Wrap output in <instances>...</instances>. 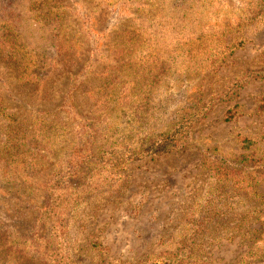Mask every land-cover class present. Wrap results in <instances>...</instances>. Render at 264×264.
<instances>
[{"label": "rangeland", "instance_id": "obj_1", "mask_svg": "<svg viewBox=\"0 0 264 264\" xmlns=\"http://www.w3.org/2000/svg\"><path fill=\"white\" fill-rule=\"evenodd\" d=\"M11 2L18 12L3 10L0 0V26L8 15L23 27L33 50L56 51L48 92L56 99L42 95L43 85L40 91L23 88L2 62L0 91L10 113L26 117L24 126L47 119L61 127V135L56 144L41 137L31 149L41 150L51 165L37 169V193L20 192L26 211L15 209L13 200L25 176L13 177L15 185L0 183L1 238H29L42 187L54 176V157L59 162L75 145L88 147L80 144L88 134L96 158L89 165H105L117 182L87 198L80 192L79 202L70 205L68 243L76 264H143L189 235L191 221L224 191L237 203L235 214L255 220L245 212L255 202L243 190L255 182L264 187V81L251 77L264 69V22L249 20L264 14V0ZM57 25L58 38L51 32ZM231 44L241 46L224 56ZM213 48L219 61L207 57ZM8 122L0 113V145ZM181 126L179 150L153 149ZM216 160L240 163L230 183L235 189L218 182L211 168ZM247 245L236 235L209 242L206 252L211 264H264V246L257 250L261 257H252ZM0 264L16 262L0 255Z\"/></svg>", "mask_w": 264, "mask_h": 264}, {"label": "trees", "instance_id": "obj_2", "mask_svg": "<svg viewBox=\"0 0 264 264\" xmlns=\"http://www.w3.org/2000/svg\"><path fill=\"white\" fill-rule=\"evenodd\" d=\"M11 1L2 0L3 10H7L8 13L13 10L18 12L15 3ZM55 19L58 21L57 17ZM258 19V23H263L264 14H254L249 21L254 22ZM37 21L39 24L41 23L39 20ZM59 26L51 27V32L56 38L61 33ZM240 46V44H231L221 50L224 51V56L233 55ZM52 48L53 46L41 51L33 50L24 36L23 27L10 22L8 15L4 24L0 26V62L5 65V69H8L26 90L40 91L43 85L42 95L56 99L55 96L48 93L51 90L49 85L53 84L50 75L58 65L56 56H54L56 51L52 53ZM218 52L219 50L211 49L207 53L208 59L219 61ZM47 62L51 66H48ZM251 73L253 79L264 81V69ZM228 96L229 94H225L224 99ZM7 107V100L0 91V113L9 120L7 140L3 145H0V183L7 182L10 185L13 177H16L17 180L18 174L22 173L25 176L20 181L22 188L16 187L15 190L19 197H14L13 200L19 204L15 209L26 211L27 209L23 208L26 197L20 192L25 190L26 193H37L36 190L32 189L36 171L37 169H47L49 163L51 165V161L46 162L41 157V150L35 149L31 153V149L34 145L40 144L41 137L43 138L42 142L50 139L53 144L58 143L57 139L60 138L61 127L56 125L54 121L51 122L47 119H40L33 126H24L26 117H22L20 113H10V109ZM81 118L85 119L84 117ZM52 124L53 126H51ZM89 124L85 125V128L90 129L89 126L91 125ZM181 129L182 126L168 136L162 137L160 142L157 141L153 144V149L155 151L164 150V152L179 150L182 147V138H178V134L182 132ZM87 136L89 137L87 140L82 139L80 141V144L86 143L88 145L85 149L78 150L77 145H75L73 151L64 158L62 155L60 156L62 161L58 162L57 158L54 157L56 169L50 182L45 184L44 188L42 187L44 198H41L43 201L35 208L36 222L33 233L26 239L14 235L12 240L6 241V238L0 237V255H6L8 258L14 257L16 264H76L70 243H68L69 228L73 218L70 205L79 202L80 192L85 191L84 196L87 198L95 194L98 195L105 187H112L117 182L113 172H106L105 165L91 164L98 168H92L89 165V158L92 160L96 158L91 155L93 148V145H89L92 140L91 134ZM62 137L66 139L65 132H63ZM157 145H159L158 149ZM240 163H244V159ZM231 164L235 163L216 160L211 165L218 182H224V187L233 183V175L238 174L235 168L238 164ZM78 175L81 178L76 182ZM16 180L12 182L14 185ZM230 186L235 189L234 184ZM247 189L249 190H243L247 194L245 198L248 199L249 197L255 203L245 212L254 215L255 220L235 214L237 203L231 202L230 195L227 196L225 189H222L224 191L221 193L223 197L220 196L219 200L209 201L201 210L200 217L191 221L189 235L184 234L178 240H174V243L169 246V250L147 257L143 264H211V256L206 252L208 243L233 240L236 235L245 239L249 248V256L261 257L257 250L264 246V236L261 234V227L264 224V187L255 182L250 184ZM78 193L79 195H77ZM18 201H23V204L18 203ZM237 216L241 219H237ZM260 222V228L254 227Z\"/></svg>", "mask_w": 264, "mask_h": 264}]
</instances>
